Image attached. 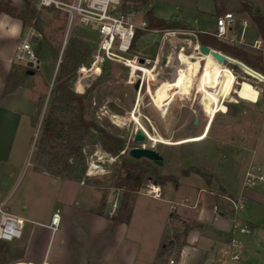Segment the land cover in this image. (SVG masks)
I'll return each mask as SVG.
<instances>
[{
	"label": "crops",
	"instance_id": "0c3cea01",
	"mask_svg": "<svg viewBox=\"0 0 264 264\" xmlns=\"http://www.w3.org/2000/svg\"><path fill=\"white\" fill-rule=\"evenodd\" d=\"M250 2L254 10H258L264 16V0H250ZM141 7L143 6H138L139 9ZM243 11L252 18L248 11ZM218 13L217 11L216 17L220 15ZM235 25L236 28L241 25L243 30L246 19L236 15ZM234 26L230 29L231 31L234 30ZM190 27L187 29L165 28L176 31L168 34L170 42H165L164 32L154 31L160 33L161 38L149 44L150 48L145 56H157L162 61L168 58L170 61L174 59L177 62H183L181 61L182 56L178 54L180 46H185L184 53L189 55L194 54L199 57L204 55L194 50L196 44L202 43L197 38V29ZM23 29V23L20 19L0 12V201L5 202V208L9 212L25 219L22 236L13 241H3L8 247H13L19 251L16 256H10L7 260L5 257L7 264H14L18 261L31 264L43 262L49 264H141L135 254L123 252L122 247V237L125 235L122 232V225L130 224L132 214L134 210L136 211L135 205L131 206L132 196L135 193L144 194L156 201L169 203L171 212L167 224L176 220L177 222L180 221L182 225L179 226V230L173 229L165 233L160 230V241L164 242L162 247L166 248L167 244L174 245V250L179 254L178 258L173 256L160 261V253L158 252L146 264H221L223 262L225 264L238 262L240 264H264V181L251 188L243 187L246 172L251 167H257V164L264 166V113L259 108L246 110L236 107L243 102H250L251 105H255L260 100L261 92L249 80L238 79L239 84L242 85L240 87L246 91L241 94L229 93L227 97L220 99L221 103L216 109L212 108L209 103L202 101L200 95L197 94L196 97L190 95L196 84L192 90H189V97L182 96L184 97L182 99L187 103L181 100L183 105L190 107L194 114L200 115L197 116L199 117V126L196 127V133L193 136L205 135L202 139L190 143L198 144V157L200 159L197 162L198 165H190L184 169L196 166L205 173H212L203 155L206 154L205 151L209 152V155L218 149L217 144H225L220 141L223 134L222 124L219 126L220 129L212 134V127L218 112L227 114L232 110L234 116H243L247 119L246 124H238V126L233 124L231 126L232 128L236 127L238 132L232 137V142L227 143L231 150L230 155L225 154L224 156L227 162H230L229 165L236 166L238 164L237 166H242L238 186L233 188L232 183L223 180L224 177L216 172H213L214 180L220 182V189L212 186L211 180L213 178L207 181L197 172L183 174L186 180L184 184L188 190L180 199L182 203L165 198L164 186L166 183L157 184L163 192L161 198H155L142 192L144 186H141L139 190L133 191L127 200L131 206L129 220L118 222L109 215L111 206L109 207V204L105 202V194L114 192L116 198L120 189L115 188L114 190L109 187L108 189L111 190L103 191L99 184L89 182L91 179L89 175H87L88 178L83 177L77 180L54 176L46 170L37 168L35 162L29 165L31 167H28L32 138L35 128L38 127V103L45 92L37 85L29 87L24 84L3 95L11 67L17 63L14 55L18 43H11L10 40L14 36L18 37ZM187 31H191L193 36ZM144 33L135 39L133 53L137 41L143 37ZM206 33L212 34L213 32ZM187 49L190 51L193 49L194 53L187 52ZM209 55L205 57L208 58L207 61L211 65L215 62L219 63L213 56ZM202 58L203 56L200 57L201 64L198 76L201 66H203ZM224 64L226 65V62ZM214 68L217 73L210 80L218 78V69ZM231 69L234 71L233 68ZM244 71L259 80L263 79V76L256 70L246 69ZM154 83L155 81L150 84L152 92H154L152 87ZM143 90H145V94L150 96L146 87L140 93L137 91L135 101L130 108L131 113H136L139 108ZM77 92L82 93L81 89ZM175 100L176 96L172 102ZM260 113L263 114L262 117L257 121V124H254L257 114ZM36 116L37 118L34 119ZM254 127H257L258 130L257 134L255 133V142L251 144L248 143V140L254 137L252 134ZM159 144L157 143V145ZM242 154H245L246 158L241 163H236ZM193 175H197L201 179H195ZM23 181H26L24 185H22ZM75 183L79 187H83L78 193L75 192ZM179 183V181L176 183V187H179ZM74 192L77 195L76 199ZM239 198L242 199L244 208L236 210L232 201ZM73 199L75 203L72 202ZM10 201L13 205L8 204ZM99 202L100 206H98ZM56 211L60 214V223L58 229L53 230L50 224ZM190 214H193L192 217H189ZM188 217L193 221H190ZM26 222L29 225L26 226ZM188 222L190 223L187 224ZM237 223H243L240 227L247 225L250 232L236 231ZM187 225L189 227L185 228ZM182 234H185L186 240L182 245L177 246L176 238ZM233 237L244 242L245 250L238 254L239 259L224 258L223 255H228L232 251L230 240ZM170 238L173 242L168 241ZM170 260H174V263H170Z\"/></svg>",
	"mask_w": 264,
	"mask_h": 264
},
{
	"label": "rangeland",
	"instance_id": "374dc122",
	"mask_svg": "<svg viewBox=\"0 0 264 264\" xmlns=\"http://www.w3.org/2000/svg\"><path fill=\"white\" fill-rule=\"evenodd\" d=\"M2 1H8L12 6L18 9L25 8V0ZM30 1L31 4L34 5V7H36L39 12L38 16L42 21L43 28L42 35L49 38L53 44L59 47V54L57 57L52 59L51 57H48L49 53L47 51H42V56H39L40 66L36 68V73H34L33 75L31 74L29 77H25V84L27 86L32 87L34 85H37L41 87L45 92L42 99L38 103V127L35 128V133L32 138L31 151L28 155V167H31L29 165L33 162H36L35 157L37 153V146L41 141L40 137L43 129L42 121L47 114V110L50 106L52 89L54 88L55 79L58 75V68L60 62L63 60L64 51L70 39L72 37H78L88 43L90 46L91 50L89 59L83 66H88L92 61V52L97 47V33L95 31H92L90 28L82 25L80 22H77L76 25L69 31V14L67 12L56 7H39L37 0ZM67 1L72 2L74 0ZM138 6H141V4H137L136 6L133 5V7ZM142 6L143 11H138V13H136V19L145 17L149 21V16H146L144 11L147 12L148 10H151V14L158 19H163L165 21L186 22L197 30H203L210 33L214 32L216 29L217 11L220 10L218 14H222L225 11H232L241 18H245L246 25L243 30L241 25H239L238 28H236L235 25L234 30L228 31V37H233L236 41L243 39L247 45L252 44L256 39H261V34L256 23L249 15H247L243 11L242 0H149L148 3L143 4ZM151 28H154L153 25L150 26V29ZM187 32H189L190 34L192 33L191 31ZM42 35L36 29H30L28 26L23 29L22 33H20L18 37L14 36L12 40H10V42L20 43L24 37H28L32 47L36 49L42 41ZM160 38V33L154 32L152 30L146 31L143 34V37L137 41L135 52L140 54L141 56H145L150 48L149 44L153 43L157 39L160 40ZM228 42L242 46L252 53H262V55L264 56L263 52L257 51L247 46L246 44H239L237 42L231 41ZM188 51L189 53H194L193 49L191 51ZM127 54H131V52ZM202 56L203 66H201L202 68L198 76L196 87L190 93L191 96L196 97L197 94L200 95L202 101L209 103L212 108L216 109L221 103L220 99L227 97L229 93L231 94L233 92L234 94H241L242 92L246 91L244 90V88L240 87L242 85L239 84L238 79H247L261 92L260 100L255 105H251L250 102H243L239 105H236V107L246 110L259 108L262 109L264 113L263 81L253 77L250 74H247L240 66L236 64L234 66V64L230 62H226V65L216 62L215 64H212L218 69V78L216 77L210 80L213 77V74L210 73L209 70V61H207L208 58L205 57L207 55H201L200 57ZM161 63L164 65L163 72L158 75L157 80L152 86L155 94L158 91L157 87H159V85L164 80H172L174 75H176L178 69L182 66L181 62H177V60L174 59H172L171 63L167 65V67L165 66L166 60H161ZM231 67H233L234 71L230 69ZM78 71L79 69L76 72V79L73 83L74 90L76 81L79 76ZM207 80H209L208 83ZM199 87L200 89L198 90ZM136 92L137 90L134 88V84L130 83L129 80V70L126 67L122 66L120 63L110 60H106L104 62L101 75L97 77V79L91 84V105L87 117L96 120V122L100 126L104 127L109 132L119 136L124 140V148L122 149V151L125 152L117 156L111 155L110 153L106 152L102 148V146L98 142H96V139H93L91 137L85 141L84 145V152L87 156L86 161H88L89 159H91V157H93V155H96L98 153V156L100 154L102 155L101 164L104 167L103 172L89 175L91 178L89 182L92 181L93 183L99 184L103 191L107 190L109 187H112L114 190L115 188L120 189L118 191L120 195L117 199L118 208L116 213L120 211L123 205L122 203L126 201V194L123 193H129V188L125 184L126 174L123 168V162L124 160L129 158L137 160L128 155V150L133 146L140 145L133 141V135L136 128L138 127V122H141L143 126L149 130L151 140L160 143L155 147L163 155L164 158L163 166L158 167L159 171L166 174H174L177 178V183L178 181L180 182L179 187H176V183L172 181L167 182L164 186L166 193L165 198L171 199L173 201L181 202L180 199L183 195L186 194L188 190L187 186L184 184L186 180L182 174V169L190 165H198L197 162L200 160L198 157V144L190 143L191 141H196L205 137V135L193 136L196 133V127L199 126V121L195 123V118L200 115L194 114L190 107L183 105L181 100L184 103H187V101H184L182 99L184 98L182 97V95H176V100L174 102H171L167 113L162 114L163 112L161 110H158L151 97L145 94V90H143L139 108L136 110V113H131L130 108L132 106V103H134L135 101ZM262 115L263 114L261 113L257 114V118L254 124H257V121L260 120ZM131 116L138 117L131 120ZM246 122L247 119H245L243 116H234L232 110L227 114H222L221 112H218L216 114V119L212 127V134L219 130V126H221L222 124L223 134L220 138V141L225 144H217L218 149H216L209 155V152L205 151L206 154L203 155V158L207 162L210 170H212V176L209 178H213L211 182L214 188L220 189L221 184L219 181L217 182L214 180L215 176L213 172H216L217 174L224 177L223 180L232 183L233 188H236L240 183L239 173L240 171H242V166H237L238 164H236V166L229 165L230 162H227L224 156L225 154L230 155L231 150L228 148L227 143H231L232 137L238 132L236 127L232 128L231 126L233 124H236L237 126L238 124H246ZM40 123L41 125L39 126ZM257 130V127H254L252 131L254 137L250 138V140H248V143L252 144L255 142V133L257 134ZM146 146H150L149 141H147ZM245 158V154L240 155L238 157V162L236 163H241V161H243V159ZM86 164L88 166V162H86ZM258 165L259 164H257V166ZM204 170L207 171L206 169ZM83 177L88 178L86 173L83 174ZM193 177L195 179H201L197 175H193ZM25 182L26 181H23L22 185H24ZM148 182L151 181L145 182L142 186H145ZM60 187L62 188V186ZM74 188L76 190L75 192L78 193L83 187H79L75 183ZM76 193L74 194L75 199L77 198ZM105 195V202L108 203L110 207L116 196V193L109 192ZM72 202L75 203L74 199ZM8 204L13 205L11 201ZM134 205L136 211L134 210V213L132 214L130 224L122 225V232H124L125 234L123 236L122 233L123 252L127 251L128 253L135 254L138 258V262L141 264L149 263L150 259L153 256L157 255L158 252L160 253V261L173 256H175V258H178L179 254L176 250H174V245L167 244V247L163 248L162 246L164 242L162 243L160 241V230L165 233L173 229L179 230V228L182 226L180 224V221L177 222L176 220H173V222L167 224L169 214L171 212L170 204L163 201L153 200L141 193H135L132 196L131 200V206L133 207ZM98 206H100V202ZM192 215L193 214H190L189 217H192ZM189 219L190 221H193L191 218ZM189 223L190 222H188L187 224ZM241 224L243 225V223ZM241 224L237 223L236 231H239ZM25 225L27 226L29 224L26 222ZM186 227L189 226L187 225L185 226V228ZM184 235L185 234H182L179 238H176L177 246H180L185 242L186 237ZM171 240L172 238H170L168 241L170 242ZM241 242L242 248L236 250L237 254H241L245 250V245H243L244 242ZM6 248V260L8 257L16 256L19 253V251L13 249V247L6 246ZM229 255H231V251L228 253V255H223L222 257H229L230 259L231 256ZM221 264L225 263L223 262ZM236 264H240V262Z\"/></svg>",
	"mask_w": 264,
	"mask_h": 264
},
{
	"label": "trees",
	"instance_id": "16d2710c",
	"mask_svg": "<svg viewBox=\"0 0 264 264\" xmlns=\"http://www.w3.org/2000/svg\"><path fill=\"white\" fill-rule=\"evenodd\" d=\"M25 1V8L18 9L8 1L1 0L0 12L20 19L24 28L32 25L42 35L43 28L42 21L38 16L39 12L31 4L30 0ZM148 1L126 0V4L131 7L137 4H141L142 6L148 3ZM242 5L243 10L251 14L258 25L261 37L264 38V16L262 13L254 10L249 0H242ZM146 16H149V26L153 25V27L170 29L191 28L186 22L158 19L151 14V10L147 11ZM196 35L202 44L221 50L230 57L243 62L248 66H240L243 70H256L264 77V56L262 53H252L242 46L226 42L200 30H196ZM90 50L89 44L82 39L78 37L70 39L64 51L63 60L60 62L58 68V75L52 89L50 106L42 121L43 129L40 137L41 141L37 146L35 163L37 168L46 170L54 176L76 180L83 178V174L86 173L87 168V156L84 152V145L85 141L90 137L96 139V142L111 155H119L120 151L124 148V140L122 138L100 126L96 120L87 117L91 105V87L86 89L85 93H78L74 90L73 83L76 79V72L79 67L87 63ZM42 51H47L49 53L48 57L53 59L58 56L59 47L53 44L49 38L43 36L40 45L35 49L38 57L42 56ZM30 70H33L34 73L37 71L36 68H32L26 64L14 63L9 72L3 95L24 85L25 77L31 75L29 74ZM209 70L213 75L217 73L210 63ZM36 118L34 117V119ZM158 167L147 159L133 160L129 158L124 160L125 184L129 188V193H123L126 194V201L123 202L122 208L117 215L112 217L115 221L127 222L129 220L131 206L127 200L131 194L130 192L139 190L145 182L151 181L160 185L170 181L177 183V178L174 174L162 173ZM190 172L200 173L207 180L212 176L209 173L201 171L196 166L182 170V174L184 175ZM6 246V243L0 240V264H7L5 260Z\"/></svg>",
	"mask_w": 264,
	"mask_h": 264
},
{
	"label": "built area",
	"instance_id": "2783aa9c",
	"mask_svg": "<svg viewBox=\"0 0 264 264\" xmlns=\"http://www.w3.org/2000/svg\"><path fill=\"white\" fill-rule=\"evenodd\" d=\"M39 7H56L69 14L68 30L70 31L77 22L90 28L97 33V47L92 52V61L88 66L79 67L78 79L76 81L75 90L78 89V83L81 84L82 92L91 87V84L102 73V66L106 60L120 63L122 66L129 70L130 83L135 84L139 81L138 93L146 87L149 95L152 97L150 91V85L157 80L158 75L163 72V65L161 59L157 56H141L138 53H133L134 41L138 35L153 30L164 32L165 42H170L168 34L171 32L165 28H151L148 20L144 17L136 19V13L143 11V7H131L126 4V0H74L72 2L64 0H37ZM145 15L147 14L146 11ZM236 15L232 11H227L216 17V29L212 35L224 41L237 42L239 44H245L244 40H235L233 37H228V31L235 25ZM245 23V21H244ZM30 29H34L31 25ZM226 41V42H228ZM200 44H196L194 50L200 54ZM251 48L264 53V38L256 39L249 45ZM185 46H180L178 54L180 56L186 55L184 53ZM131 52V54H127ZM15 61L17 63L26 64L32 68H38L40 64L39 57L37 56L35 49L32 47L28 37H24L20 43L16 46ZM166 60V67L170 64L168 58ZM183 63V62H181ZM151 71L155 75L156 79L150 78L148 72ZM132 75H134L132 79ZM142 131L147 136V141L150 142L149 147H156V144L151 140L150 132L147 128L142 127ZM125 151H120V154ZM102 155H93L89 159L86 175L98 174L104 171V167L101 164ZM112 158V156H111ZM264 181V166L251 167L245 174L243 187L251 188ZM141 191V190H140ZM142 192L155 197L161 198L163 196L162 189L159 185L148 182ZM120 193L118 192L117 196ZM118 197L113 201L109 210L110 216L117 215ZM236 210L244 208L241 198L232 201ZM216 208V207H215ZM25 219L18 215L9 212L5 208V202L0 201V240L13 241L20 238L23 233V226ZM60 223V214L56 211L51 218V228L57 230ZM241 233H249L250 229L247 225L239 228ZM230 244L232 246L231 257L232 259H239V255L236 250L242 247L241 242L235 237L231 238ZM170 263H174V260H170ZM39 264H49L47 262Z\"/></svg>",
	"mask_w": 264,
	"mask_h": 264
},
{
	"label": "bare ground",
	"instance_id": "6f19581e",
	"mask_svg": "<svg viewBox=\"0 0 264 264\" xmlns=\"http://www.w3.org/2000/svg\"><path fill=\"white\" fill-rule=\"evenodd\" d=\"M204 55H209V54H204ZM163 61H165V59ZM181 61H183L182 66L178 69L173 79L164 80L159 85V87H157L158 91L156 94L152 92L151 87L149 86L151 94H152L153 102L157 106V108L163 112L162 114L167 113L168 105L173 101L176 95L179 94L185 97L188 96L189 90H192L198 81V72H199L200 64H201L200 57L194 54L190 56L182 55ZM148 75L150 78L152 77L153 79H156L153 72L149 71ZM132 77H134V75H132ZM80 87H81V84L78 83V89L82 90V88ZM137 117L138 116H131V120L136 119ZM138 127L142 128L144 126L141 122H138ZM154 143L157 145L158 142L154 141ZM14 264H31V263H24V262L18 261L17 263H14Z\"/></svg>",
	"mask_w": 264,
	"mask_h": 264
},
{
	"label": "water",
	"instance_id": "95a60500",
	"mask_svg": "<svg viewBox=\"0 0 264 264\" xmlns=\"http://www.w3.org/2000/svg\"><path fill=\"white\" fill-rule=\"evenodd\" d=\"M199 49L201 53L203 54H211L219 63H225L230 62L232 64H236L241 67H248L243 62L232 58L226 54H224L221 51H218L216 49H211L208 45L200 44ZM29 74H34L33 70L29 71ZM264 82V77L261 80ZM134 88L137 90L139 88V81L134 84ZM199 120V117L195 118V123H197ZM133 141L137 144H140L138 146H133L128 150V155L134 159H147L150 160L153 164L161 167L164 164V158L163 155L153 147H147V136L142 131L140 127H137L135 130V133L133 135ZM173 242V241H171Z\"/></svg>",
	"mask_w": 264,
	"mask_h": 264
}]
</instances>
